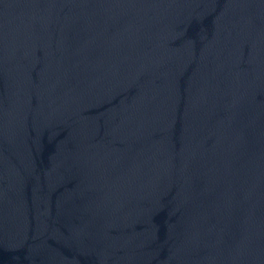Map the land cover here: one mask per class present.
Returning <instances> with one entry per match:
<instances>
[{"label": "water", "instance_id": "water-1", "mask_svg": "<svg viewBox=\"0 0 264 264\" xmlns=\"http://www.w3.org/2000/svg\"><path fill=\"white\" fill-rule=\"evenodd\" d=\"M0 264H264V0H0Z\"/></svg>", "mask_w": 264, "mask_h": 264}]
</instances>
